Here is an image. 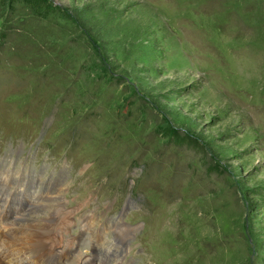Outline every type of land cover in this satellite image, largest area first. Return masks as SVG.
I'll list each match as a JSON object with an SVG mask.
<instances>
[{
    "label": "rangeland",
    "instance_id": "374dc122",
    "mask_svg": "<svg viewBox=\"0 0 264 264\" xmlns=\"http://www.w3.org/2000/svg\"><path fill=\"white\" fill-rule=\"evenodd\" d=\"M9 4L0 256L40 223L91 264L119 235L128 264H264V0Z\"/></svg>",
    "mask_w": 264,
    "mask_h": 264
},
{
    "label": "bare ground",
    "instance_id": "6f19581e",
    "mask_svg": "<svg viewBox=\"0 0 264 264\" xmlns=\"http://www.w3.org/2000/svg\"><path fill=\"white\" fill-rule=\"evenodd\" d=\"M3 182V181H2ZM5 182V181H4ZM6 184V183H5ZM6 191V190H5ZM8 191V190H7ZM7 193V192H6ZM8 194V193H7ZM6 194V195H7ZM53 201V200H52ZM62 212V211H61ZM58 213V212H57ZM54 214V212L51 214V216ZM54 219V218H53ZM26 220V219H25ZM46 220V219H45ZM47 222V221H46ZM51 222V221H49ZM39 224V225H38ZM54 224V222H53ZM51 225V223L49 224ZM48 226L45 225V226H42L40 223H37V226H35V224L33 225L32 224V229H35L33 230V232H29L28 235H26V238L21 241L20 239L19 240H16V238H13V236L10 234V235H7V237L5 238L6 240L8 239L10 242H11V245L8 247L6 246V253L2 256H0V264H38L35 260H33L31 257L32 256H35V255H38L40 254L41 252V246L45 243H47L45 241L46 238L49 237V232L47 231H43V229ZM18 227V226H17ZM65 227V226H64ZM25 226H20V230H22L21 233H24L25 232ZM30 228V227H29ZM27 229V228H26ZM50 229V227H49ZM48 230V229H47ZM23 235V234H22ZM52 235V234H51ZM119 235V234H118ZM3 236V235H2ZM19 236V235H17ZM24 236V235H23ZM22 236V237H23ZM3 237H2V240H5ZM48 240V239H47ZM4 245V244H3ZM7 245V244H6ZM50 247H55L54 245H50ZM110 249V248H109ZM13 250L15 251V253H13ZM108 250V249H107ZM3 251V250H2ZM62 251L58 250L56 251L55 250V253L54 254H58V260L60 262L63 261L64 257H62ZM109 252V251H108ZM104 253V252H103ZM53 252L52 250L43 254V255H46V260L43 262V264H48V260L50 259V257L52 256ZM105 255V254H104ZM6 256H11V258L8 260V262H5L3 263L2 260L4 257ZM24 256L26 257L25 258V261H24ZM18 258V260H17ZM58 262H55L53 261V264H57Z\"/></svg>",
    "mask_w": 264,
    "mask_h": 264
},
{
    "label": "trees",
    "instance_id": "16d2710c",
    "mask_svg": "<svg viewBox=\"0 0 264 264\" xmlns=\"http://www.w3.org/2000/svg\"><path fill=\"white\" fill-rule=\"evenodd\" d=\"M10 0H0V6H1V8H2V10L5 12L6 10H8L9 9V7H10ZM184 140H186V141H188L189 140V138H188V136H185L184 137ZM188 143V142H187ZM190 143H191V145L194 147H197L198 149H200V147H199V145L196 143V141L195 140H191L190 141Z\"/></svg>",
    "mask_w": 264,
    "mask_h": 264
}]
</instances>
